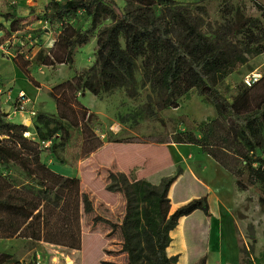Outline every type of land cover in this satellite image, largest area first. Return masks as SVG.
Instances as JSON below:
<instances>
[{
  "label": "rangeland",
  "instance_id": "374dc122",
  "mask_svg": "<svg viewBox=\"0 0 264 264\" xmlns=\"http://www.w3.org/2000/svg\"><path fill=\"white\" fill-rule=\"evenodd\" d=\"M48 1L21 0L18 4L13 0H0V20L5 29L0 41L8 45L9 37L16 35L18 38L16 43L8 45L13 54L0 53V108L7 112L6 119L28 125L24 134L39 143L36 148L40 151V158L51 169L65 176L79 177V191L64 179L40 169L33 162V154L18 144L15 137L0 135V149L3 152L0 158V185L4 192H12L19 198L29 193L32 202L46 196L39 207V217H35L29 227L21 233L0 236V252L4 256L7 254L0 264H103V260L124 262L127 253L122 249L124 239L119 223L126 212V197L120 190L108 188L112 181L110 171H123L131 180L146 178L154 183L152 180L159 173L153 169L159 164L160 177L164 178L181 173L190 165L195 167L199 156L202 164H206V174L211 179L221 185H229L232 178L206 154H201L207 152L202 145L173 141V135L187 127L200 134V122L212 120L217 112L213 103L200 95L196 87L180 97L178 106L159 108L157 99L160 92L144 79L140 64L136 71V96L128 95L123 87L99 98L91 91L78 92L80 101L96 112L90 125L98 138L76 126H69L70 135L64 136L54 122L49 127L40 123L45 131L56 128L47 139L40 138L36 130V113L40 110L54 113L57 109L51 88L71 77L76 70L88 69L95 63L98 30L113 21L112 17L103 19L90 40L76 47L73 66L67 63H38L34 57L37 50L41 46H52L61 29V22L49 20L45 16ZM179 1L203 2L209 7L212 18H220L221 5L226 0ZM232 1L245 5L248 14L260 17L264 23V16L253 0ZM109 3L119 13L128 6L127 0H110ZM14 14L19 19L14 20ZM69 19L79 28L87 27L91 21V17L83 10ZM20 57L29 60L28 69L36 81L16 63L15 58ZM250 72L258 73V85L264 86V50L247 54L243 62L220 79L217 86L233 100L240 88L246 86L244 77ZM218 130L221 134L223 127L220 125ZM98 142L100 146L96 149L103 147L95 154L93 151L88 152ZM257 186L252 185L235 197L237 214L245 218L244 231L239 237V264H264V208L259 202ZM83 191L92 198V211L84 210L80 199ZM198 191L190 173L186 172L174 189L173 200L181 202L190 196L194 197ZM60 194L65 195V198L60 206H56L54 201ZM145 202V199H140L139 207ZM172 204L171 201V207ZM61 209L63 211L58 214L57 211ZM0 214H3L0 216L3 218L0 227H4L8 217L4 213ZM98 214L116 222L115 228L112 229L108 222L96 221L95 216ZM191 218V222L198 221L197 216ZM36 229L40 230V237L30 235L37 232ZM230 244L232 246V242ZM190 246L191 260L206 247L210 250L212 263L225 264L227 260V253L216 245H208L205 238L190 242ZM230 262L233 264V260ZM207 263H210L208 258Z\"/></svg>",
  "mask_w": 264,
  "mask_h": 264
},
{
  "label": "trees",
  "instance_id": "16d2710c",
  "mask_svg": "<svg viewBox=\"0 0 264 264\" xmlns=\"http://www.w3.org/2000/svg\"><path fill=\"white\" fill-rule=\"evenodd\" d=\"M109 1L47 2L46 18L61 22V29L52 46H41L37 50L34 57L38 63H67L73 66L76 47L90 40L103 19L112 17L113 21L98 30L95 63L88 69L76 70L71 77L51 88L57 109L54 113L43 110L36 113V130L40 138L47 139L56 131V128L45 131L40 126V123H44L49 127L51 122L57 124L64 136L70 135L69 126H76L98 138L90 125L96 112L80 101L78 92L89 90L102 96L123 87L128 95L136 96V71L141 64L144 79L160 92L157 99L159 108L178 106L180 97L192 87H196L200 95L213 103L217 116L210 121L200 122V134L187 127L176 132L173 141L202 145L234 173L239 189L258 185L259 202L264 208V86L258 85L260 78L251 85L245 84L233 100L217 86L220 79L243 62L247 54L264 50L262 19L248 14L245 5L232 0H226L221 5V19L212 18L209 7L203 2L127 0L128 6L119 13ZM253 2L264 16V2ZM80 10L91 17L90 24L85 28L77 27L69 19ZM14 15V20L19 19L17 14ZM15 61L36 81L28 69L29 60L20 57L15 58ZM6 115L7 112L0 108V135L15 137L18 144L33 154V162L40 169L64 179L79 191V177L65 176L51 169L40 158V151L36 148L39 143L24 134L28 125L6 119ZM220 125L223 127L221 134L218 133ZM99 146L100 142L90 147L88 152ZM179 173L164 177L159 184H155L146 178L131 180L123 171H110L112 181L108 188L120 190L126 197V212L119 225L124 239L122 249L127 253V260H103V264L178 262L179 254L170 255L167 252L172 240L170 230L177 225L182 215L198 208L207 214L211 212L207 194L193 197L171 211L169 189ZM25 194L19 198L12 192L5 193L0 185V213L8 217L7 224L0 227V236L21 233L32 224L35 217H39V207L46 196L32 202L29 193ZM64 198L65 195L60 194L54 204L60 206ZM80 199L85 211L94 209L88 192H81ZM140 199L146 200L142 207H139ZM62 211L57 212L60 214ZM0 220L3 218L0 217ZM95 220L110 223L112 229L117 225L101 214L96 215ZM45 222L47 225L48 220ZM36 231L30 235L40 237V230ZM5 258L7 254L4 256L0 252V262ZM196 264L209 263L207 257L203 256Z\"/></svg>",
  "mask_w": 264,
  "mask_h": 264
},
{
  "label": "crops",
  "instance_id": "0c3cea01",
  "mask_svg": "<svg viewBox=\"0 0 264 264\" xmlns=\"http://www.w3.org/2000/svg\"><path fill=\"white\" fill-rule=\"evenodd\" d=\"M13 1L18 2V4L21 2V0ZM0 26L3 28V31H5L3 21L1 20ZM97 97L99 98V96ZM102 147L98 148V150H94L93 154L99 151ZM201 154H206L211 160H213L214 163L221 167V169L226 171L230 178H232V182L229 185L224 186L211 179L208 174H206V164H202L199 160V156L197 162H195V167L190 165L188 169L185 168V170L177 176L169 189V196L171 197L172 203H174L172 204L171 211L191 199L190 196L181 202L173 200L174 189L179 184L185 173L188 172L191 175L193 185L198 187L199 190L194 197L207 194L210 201L211 212L210 214H207L204 210L198 208L189 214L182 215L179 218L177 225L170 230L172 240L167 247V252L170 255L179 254L177 264H196L203 256L208 258V261L210 262L209 264H214L212 263L208 247L198 253L194 259H190V242H198L199 238H205L208 245H210V243L216 245L218 248H222L227 253V260L225 264H231L232 262L230 261L232 260L233 264H239V237L244 231L245 218L240 217L237 214V202L235 197L238 194H241L244 190L237 187L235 175L229 168L224 166L210 153L205 152ZM153 171L159 173V176L152 181L155 184H159L162 179V176L160 177V164L156 166ZM194 216H197L198 221L191 222V217ZM230 242H232V246ZM233 249L235 252H233Z\"/></svg>",
  "mask_w": 264,
  "mask_h": 264
},
{
  "label": "built area",
  "instance_id": "2783aa9c",
  "mask_svg": "<svg viewBox=\"0 0 264 264\" xmlns=\"http://www.w3.org/2000/svg\"><path fill=\"white\" fill-rule=\"evenodd\" d=\"M3 35H5V31H3V28L0 26V38ZM17 40H18V38L16 37V35H12L11 37L8 38L7 44L10 45L11 43H16ZM8 45H6L5 42L0 41V53H2V52L12 53V50L9 48L10 46H8ZM259 78H260V76L258 75V73L250 72V73L245 75L244 82L247 85H251L254 82L258 81Z\"/></svg>",
  "mask_w": 264,
  "mask_h": 264
}]
</instances>
